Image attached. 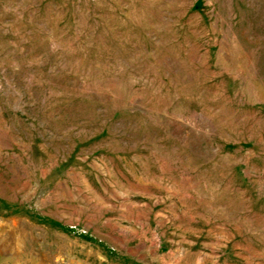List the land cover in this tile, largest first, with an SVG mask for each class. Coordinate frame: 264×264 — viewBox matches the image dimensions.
Listing matches in <instances>:
<instances>
[{
    "label": "rangeland",
    "instance_id": "obj_1",
    "mask_svg": "<svg viewBox=\"0 0 264 264\" xmlns=\"http://www.w3.org/2000/svg\"><path fill=\"white\" fill-rule=\"evenodd\" d=\"M0 264H264V0H0Z\"/></svg>",
    "mask_w": 264,
    "mask_h": 264
}]
</instances>
